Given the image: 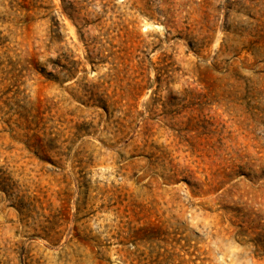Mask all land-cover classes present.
Masks as SVG:
<instances>
[{
	"label": "rangeland",
	"instance_id": "obj_1",
	"mask_svg": "<svg viewBox=\"0 0 264 264\" xmlns=\"http://www.w3.org/2000/svg\"><path fill=\"white\" fill-rule=\"evenodd\" d=\"M0 264H264V0H0Z\"/></svg>",
	"mask_w": 264,
	"mask_h": 264
}]
</instances>
